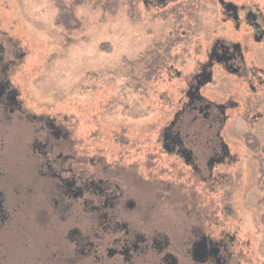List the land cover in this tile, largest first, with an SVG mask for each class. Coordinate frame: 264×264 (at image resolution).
Instances as JSON below:
<instances>
[{
	"label": "flooded vegetation",
	"instance_id": "af4514ba",
	"mask_svg": "<svg viewBox=\"0 0 264 264\" xmlns=\"http://www.w3.org/2000/svg\"><path fill=\"white\" fill-rule=\"evenodd\" d=\"M133 2L164 24L135 68L161 114L95 143L30 103L29 47L0 13V264L261 260L264 0Z\"/></svg>",
	"mask_w": 264,
	"mask_h": 264
},
{
	"label": "rangeland",
	"instance_id": "374dc122",
	"mask_svg": "<svg viewBox=\"0 0 264 264\" xmlns=\"http://www.w3.org/2000/svg\"><path fill=\"white\" fill-rule=\"evenodd\" d=\"M84 1L74 9L81 28L72 33L57 24L58 6L72 0H0V13L29 47L23 86L30 103L76 113L78 132L95 143L106 132L159 120L160 100L155 108L148 93L137 91L135 68L152 41L148 30L158 33L164 24L145 11L135 16L133 0ZM147 105L152 109L146 111ZM252 244L254 259L264 260V238H253Z\"/></svg>",
	"mask_w": 264,
	"mask_h": 264
},
{
	"label": "trees",
	"instance_id": "16d2710c",
	"mask_svg": "<svg viewBox=\"0 0 264 264\" xmlns=\"http://www.w3.org/2000/svg\"><path fill=\"white\" fill-rule=\"evenodd\" d=\"M85 4L84 0H72L69 6L60 5V14L57 24L63 26L69 33L81 28V22L77 20L74 12L75 7Z\"/></svg>",
	"mask_w": 264,
	"mask_h": 264
}]
</instances>
